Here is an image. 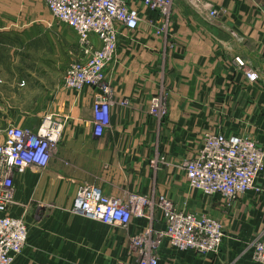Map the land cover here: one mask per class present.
Returning <instances> with one entry per match:
<instances>
[{
    "label": "crops",
    "instance_id": "1",
    "mask_svg": "<svg viewBox=\"0 0 264 264\" xmlns=\"http://www.w3.org/2000/svg\"><path fill=\"white\" fill-rule=\"evenodd\" d=\"M205 1L221 12L219 18L176 0L161 35L154 28L158 14L137 5L138 27L121 31L106 68L114 94L101 136L93 133L91 121L98 88L63 85L77 44L73 29L52 23L0 26L16 37L14 59L24 66L18 80L33 96L26 108L3 106L0 126L35 130L45 113L62 124L48 165L14 173L16 204L7 214L22 217L28 235L12 264H137L128 236L149 224L163 228L159 195L178 209L224 223L217 252L177 250L164 241L159 264H258L251 244L264 228V170L257 180L261 192L250 190L229 208L220 196L190 188L183 163L197 155L205 133H248L264 148V0ZM247 70L258 77L249 81ZM0 80L6 82L4 74ZM163 94L167 113L158 118L149 106ZM82 182L126 203L146 197L150 218L134 217L125 228L71 212Z\"/></svg>",
    "mask_w": 264,
    "mask_h": 264
},
{
    "label": "built area",
    "instance_id": "2",
    "mask_svg": "<svg viewBox=\"0 0 264 264\" xmlns=\"http://www.w3.org/2000/svg\"><path fill=\"white\" fill-rule=\"evenodd\" d=\"M59 22L77 35V54L63 75L67 89L85 86L98 88L91 105L93 133L101 136L110 122V105L114 94L106 75L113 60L122 30L133 31L140 21L137 5L156 12L155 33L166 32L170 12L176 0H42ZM196 9L205 10L209 19L221 12L205 0H186ZM240 65L242 62L237 61ZM248 80L258 75L247 70ZM122 104H127L124 99ZM149 112L158 118L166 115V95L153 97ZM62 124L53 115H43L35 129L14 125L0 126V264H12L27 243L28 227L22 217L7 214L16 204L14 173L26 167L43 169L60 139ZM153 162V161H152ZM190 188L204 195L220 194L229 203L238 195L254 189L264 169V150L250 136L205 133L202 145L193 158L183 163ZM163 228L144 227L128 236L129 252L137 264H159L158 249L164 241L177 250L198 254L217 252L224 237L222 221L208 214L178 209L172 201L156 198ZM151 202L144 196L127 203L105 194L101 188L82 182L77 185L70 211L106 225L128 227L132 218H150ZM253 259L264 264V231L255 241Z\"/></svg>",
    "mask_w": 264,
    "mask_h": 264
},
{
    "label": "rangeland",
    "instance_id": "3",
    "mask_svg": "<svg viewBox=\"0 0 264 264\" xmlns=\"http://www.w3.org/2000/svg\"><path fill=\"white\" fill-rule=\"evenodd\" d=\"M43 4L44 2L42 0H0V26L2 25L6 26V25H11V24L16 25L17 23L18 24H21V23H38V24L52 23V24H57V25H63L62 22H59L56 18L52 16V14L49 12L47 7L44 6ZM12 35L13 34H7L4 32H0V42L2 43V45H0V74H4V76L7 79L6 82L3 80H0V112H2L1 110L3 109V106L7 108L12 106L14 109L17 106L19 107L25 106L26 108L28 106H31L32 101H33V96L31 95L27 96L24 93L23 81L18 80L20 73L24 71V66L22 64L16 63L14 59V57H17L16 46L18 45V43L16 42L15 35L13 36ZM74 50L75 51H72L71 53L69 65L75 59V55L77 54V44ZM49 52L50 51L46 50L44 53H42V55L47 57L48 56L47 54ZM29 66H31V64ZM46 114L48 113H45L44 115ZM217 133H223V132H217ZM238 134L248 135V133H238ZM258 178L255 181L254 189H251L252 191H254V193H257V194L261 192V188L257 185ZM216 195L220 196L221 201H224V205L229 208L232 206L233 202L239 199L241 196V195H238L235 199H233L232 201L228 203L223 196H221L220 194H216ZM215 218L222 221V219L219 217H215ZM146 226L149 227L151 230L153 229V225L151 224L146 225ZM263 231H264V228L255 237V240L251 244L252 260L258 264H262V263L255 261L253 259V250H254L255 241L261 236ZM134 257L136 260V256Z\"/></svg>",
    "mask_w": 264,
    "mask_h": 264
}]
</instances>
